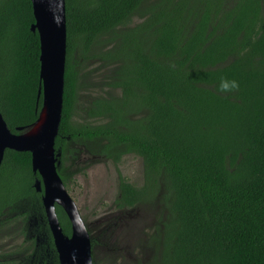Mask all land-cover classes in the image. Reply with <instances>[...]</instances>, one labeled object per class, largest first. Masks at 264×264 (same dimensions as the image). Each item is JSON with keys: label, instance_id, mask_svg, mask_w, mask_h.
Segmentation results:
<instances>
[{"label": "trees", "instance_id": "1", "mask_svg": "<svg viewBox=\"0 0 264 264\" xmlns=\"http://www.w3.org/2000/svg\"><path fill=\"white\" fill-rule=\"evenodd\" d=\"M65 2L57 144L64 137L70 153L63 161L75 166L85 157L141 160V185L118 171L113 205L149 214L146 231L128 239L138 264H264V0ZM34 22L31 0H0V111L14 133L42 105ZM101 67L108 75L95 86L92 73ZM31 159L6 149L4 204L23 205L27 197L43 264H58ZM57 213L69 233L67 217ZM91 238L95 264L100 241ZM105 243L106 264H117Z\"/></svg>", "mask_w": 264, "mask_h": 264}, {"label": "water", "instance_id": "2", "mask_svg": "<svg viewBox=\"0 0 264 264\" xmlns=\"http://www.w3.org/2000/svg\"><path fill=\"white\" fill-rule=\"evenodd\" d=\"M35 22L31 29L40 40V86L42 105L38 118L14 133L0 111V163L6 149L28 151L32 155V171L41 176L34 182L43 192L42 203L54 237L60 264H94L92 242L74 200L57 173L55 140L62 120L67 47L65 0H31ZM63 207L71 224V236H65L55 205ZM132 212V211H130ZM129 212V213H130Z\"/></svg>", "mask_w": 264, "mask_h": 264}, {"label": "flooded vegetation", "instance_id": "3", "mask_svg": "<svg viewBox=\"0 0 264 264\" xmlns=\"http://www.w3.org/2000/svg\"><path fill=\"white\" fill-rule=\"evenodd\" d=\"M58 135H59V133H58ZM57 138H58V136H57ZM57 138L55 140V149H56V152L60 153V155L57 157L58 166H57L56 170H57V173L60 176L63 184L65 185L66 190L70 184H73L75 182V176L77 177L80 175L87 174L89 169H91L92 167H94L97 164H100L107 169H115L116 170L117 194H118V191L120 188V179H119V172L118 171L121 172V167H120L121 162L120 163H118V162L113 163L111 161L101 159V160L86 163L88 158L85 157V158H83L84 163H80L78 166H75L76 162L72 159L71 160L68 159V160L63 161V158H65V154L70 153V151L67 148L63 147L64 137H60V140H61L60 144H57V140H58ZM5 152H6V150H5ZM5 152L3 154V158H2V161L0 163V208H1V210H0V264H7V261H9V264H43V255H42L43 252H40V250H41V241H40L41 235H39L38 229H36V227L34 225V222H33L34 219H31V218L27 219V213L30 212V210L27 209V206H28L27 197H24L22 199V200H24L23 202L25 203L23 205L22 204L19 205V204L15 203L16 205H13V206L8 205L7 206V204H4L5 198H6L4 191H7V178L4 176V172H5L4 170L6 169V167H4ZM81 167H82V171L79 172L77 175L73 176L72 172L75 171L76 169L81 168ZM31 169H32V167H31ZM33 174L35 175L33 178V187H34V182L37 181V179L41 180V176L38 173L33 172ZM69 176H72L73 179L70 178ZM73 180H74V182H73ZM126 180L129 183H132L127 178H126ZM66 183H67V185H66ZM132 184H134L135 186H138L136 183H132ZM39 193H42V195H43V192H39ZM117 194H116V196H117ZM69 196H70V194H69ZM116 196L114 197V199L110 205L111 209L115 213H112L109 217L107 216V217H103V218H98L95 221L90 222V223H88L82 217L76 202L75 201L74 202H75V204L79 210V213H80L82 219L84 220V223L87 227V230L90 234V237L94 236L99 241L102 239H105L106 249L111 248L112 253L118 255L117 256V258H118L117 262H120V264H138V260H139L138 259V253L132 247H130L129 244H127L126 242L130 238V236H132L133 233H141L143 231H146V221L149 220L148 219L149 214L146 213L145 211H141L139 209H134V211L130 210L133 208L129 209L132 212H130L128 210L119 211L118 209L114 208V206H113ZM41 200H42V196H41ZM13 207H15V208L13 209ZM55 208H56V213H57V208H59L60 210H62L63 215H65V217H67V220L65 218H62V217H61V219L63 221H68L69 229H70L69 233H67L65 231V229H63L60 217L57 213L60 225L62 227L63 234L65 236H71L72 224H71V221H70L68 215L66 214L63 207L60 206L59 204H56ZM11 209H13V210H11ZM8 211H9V213H12V214H8L7 213ZM21 213L23 215H19ZM146 214H148L147 217L145 216ZM7 218H8V226H7ZM140 218H143V219L140 221V224L138 225L137 223H138ZM24 219H25V222H24ZM12 220H16L18 224L12 225ZM46 222H47V228H46L45 235H46L47 239L50 240L54 244V237H53L52 232L50 230L47 218H46ZM99 223L102 226L101 228L99 227ZM36 226H37V224H36ZM114 226H116L115 237L112 235V230H113ZM7 229H8V234H9L8 237H7ZM25 231L27 232V235L23 234ZM13 233L14 234L16 233V234L14 235ZM27 237L29 238V241H26ZM33 238H34V240H33ZM115 239L118 241V243L119 242L120 243L119 244L115 243ZM91 242H92V238H91ZM54 246H55V244H54ZM23 248L26 250L25 252L19 251V250H23ZM133 251L135 252V256L131 255V253ZM94 253H96V262H95V264H96L97 263V250H96V252L94 251ZM92 254H93V251H92ZM25 256H27L29 260ZM58 260H59V257H58ZM58 264H60V260H59Z\"/></svg>", "mask_w": 264, "mask_h": 264}, {"label": "rangeland", "instance_id": "4", "mask_svg": "<svg viewBox=\"0 0 264 264\" xmlns=\"http://www.w3.org/2000/svg\"><path fill=\"white\" fill-rule=\"evenodd\" d=\"M137 22V21H135ZM129 63L133 60L129 59ZM92 69L98 65L91 62ZM108 75V68H97L92 73V81L96 86L102 85ZM82 99V98H81ZM83 100V99H82ZM121 174L132 183L141 185V160L138 157L127 156L121 162ZM74 182V180H73ZM68 193L76 202L82 217L88 222H93L98 218L109 217L112 213H115L110 205L117 194V174L115 169H107L100 164L95 165L87 174L75 176V182L70 184L67 188ZM146 217L148 214L145 215ZM145 218V217H144ZM143 218H140L138 225ZM149 219V218H148ZM150 221V219H149ZM148 222V221H146ZM99 227L102 226L99 223ZM116 226L112 230V235L115 237ZM132 240H128L129 244L136 251V245L132 243ZM103 239L100 240V244L97 246V263L106 264L105 253H102ZM135 256V252L131 253ZM120 264V262H117Z\"/></svg>", "mask_w": 264, "mask_h": 264}, {"label": "clouds", "instance_id": "5", "mask_svg": "<svg viewBox=\"0 0 264 264\" xmlns=\"http://www.w3.org/2000/svg\"><path fill=\"white\" fill-rule=\"evenodd\" d=\"M236 82L235 81H232V87H236ZM220 88L223 90L226 88V85H225V82L223 81V79L221 80V83H220ZM92 257H93V254H92Z\"/></svg>", "mask_w": 264, "mask_h": 264}]
</instances>
